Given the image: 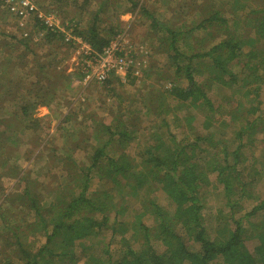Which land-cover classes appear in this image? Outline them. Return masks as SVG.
Masks as SVG:
<instances>
[{
	"label": "trees",
	"instance_id": "1",
	"mask_svg": "<svg viewBox=\"0 0 264 264\" xmlns=\"http://www.w3.org/2000/svg\"><path fill=\"white\" fill-rule=\"evenodd\" d=\"M58 2L63 0H55L52 3L54 8L50 6L49 10L59 11L55 6ZM85 6L87 0L77 2L74 16L81 18L87 9ZM102 8L101 5L93 11L90 25L80 28L76 24L72 29L96 52H102L119 33L112 27L99 26L97 21ZM198 11L199 19H191L184 29L178 25L173 27L170 22L160 23L151 15L150 24L165 33L161 37V46H166L168 64L172 65L175 80L171 81L170 87L162 89L169 101L159 99V105L145 107L147 114L158 122L152 123L153 131L148 132V139L139 153L131 156L127 152L116 154L110 151L113 145L123 148L131 145L130 133L123 124V118L128 115H124L125 108L119 106L120 116H114L109 123L99 124L95 134L97 143L93 145L88 161L80 164L74 159L71 168L61 169L69 179L64 185L69 184L68 195L65 193L61 200L56 198L48 207H42L36 201L37 197L31 196L28 182L24 185V193L16 195V198L31 196L32 220L43 227L47 240L36 250L27 249L16 236L17 232L10 231L13 238L16 236L13 244L20 249L14 254L17 261L9 264H47L48 260L42 263L40 260L46 254L68 260L69 264H264V198H257L252 211L247 213V216L262 213L263 219L254 223L253 232L247 234V238L254 236L259 240L256 253L246 247L244 233L247 230L243 228V218H236L234 211L241 199L252 198V186L256 182L255 179L249 180L244 169L239 167L249 158L244 149L252 146L256 134L264 133V115L260 112L264 48L257 47L264 42V0H205ZM36 20L35 26L44 31L45 25ZM57 32L47 30L45 44L58 37ZM200 46H204L203 49L199 50ZM234 65L240 70L235 71ZM204 70L213 74L212 79L217 83L230 85L237 93L245 90L246 94H242L245 101L228 111H224L222 105H213L206 88L211 79L207 77L206 87L197 79ZM198 102V106L207 105L211 111L207 120L216 123L221 120V124L232 133L228 138L221 136L224 139L219 141L224 145L222 150L212 152L210 157L201 154L209 153V148L217 150V146L210 144L208 136L178 139L170 128L172 119L178 121L191 117L190 111H185ZM35 106L23 103L21 109L32 118L31 111ZM50 109L53 111L55 106ZM72 114L69 111L62 120H70ZM130 118L129 128L138 127ZM39 120L33 122L36 132ZM165 127L166 131H163ZM233 144L236 148L230 151ZM221 152H224L223 157L219 156ZM251 158V167L257 170V176H264L263 170L255 166L254 155L250 162ZM11 160L9 157L1 162L0 176L26 181V170ZM213 173L223 185L226 203L230 205L228 214L218 210L215 226L207 225L204 220L205 201L201 196L204 188L211 184L210 174ZM77 177L81 178L78 192L70 185V179ZM94 185L97 188L92 189ZM141 187L146 190L144 194L139 193ZM157 189L166 194L168 205H162L152 195ZM128 195L140 199V207L129 216L130 219H124L130 207L128 201L122 200ZM235 196L238 199H234ZM55 211L57 214L49 220V213ZM147 214L154 218L152 225L145 222ZM106 230H110L112 236L121 235L123 246L119 255L106 248V256L92 253L83 263L79 261L77 247L81 246L83 251L92 248L95 237ZM61 233L64 237H60ZM77 239L85 240L86 244ZM157 241L165 247L163 251L155 247ZM190 241L197 243L199 249H192ZM51 243L68 249H62L61 255L56 254L49 246Z\"/></svg>",
	"mask_w": 264,
	"mask_h": 264
},
{
	"label": "rangeland",
	"instance_id": "2",
	"mask_svg": "<svg viewBox=\"0 0 264 264\" xmlns=\"http://www.w3.org/2000/svg\"><path fill=\"white\" fill-rule=\"evenodd\" d=\"M83 1L63 0L56 3L55 6L59 10L55 11L59 17L57 22L66 32L58 29L61 32L58 31L56 35L61 39L55 37L48 44H45L44 35L39 36L38 40H33L34 34L39 33L35 18L31 19L30 23L22 24L0 3V164L5 158L12 157L11 163H18L21 169L26 170L27 175V180L22 182L10 176H0V264H9L16 260L14 254L20 249L17 244H13L16 236L20 237L27 249L36 250L46 244L47 237L43 227L34 224L38 222L32 220L31 196L35 195L36 201L42 207H48L49 202L56 198L61 200L65 193L68 195L69 184L64 186L68 177L61 169L71 168L74 159L80 164L88 161L89 154L94 150L93 145L97 143L95 134L97 135L99 124L109 123L114 116H120L119 106L125 108L123 114L128 115L123 118V124L125 123L130 133L131 145L125 148L113 145L110 151L116 154L127 152L131 156L139 153L140 147L148 139V132L153 131L152 123L158 122L147 114L145 107L159 105V99L169 101L162 89L170 87L171 81L175 80L172 65L168 64L166 46H161V37L165 33L150 24L151 15L160 23L170 22L173 27L178 25L177 27L182 26L184 29L191 19H199L198 10L205 0H87V12L85 11L81 18L74 16L77 11L76 3ZM53 2L55 3V0H39V6L48 11V7L54 8ZM101 5L103 8L97 21L99 26L112 27L119 31L117 37L123 36V50L135 61L136 68L125 76L122 73L112 75L110 81H85L81 67L89 58L86 54L87 48L78 42H67L66 35L73 33L85 43L86 41L72 29H75L76 24L80 28L90 25L94 17L93 11ZM203 47L200 46L199 50ZM257 47L264 48V42L259 43ZM136 63L142 65V68ZM233 68L235 71L239 69L236 65ZM212 76L213 74L204 70L197 79L205 87L207 77L211 79L208 80L209 86L206 88L213 105H222L223 110L228 111L245 101L242 96L246 94L245 90L237 93L230 85L217 83ZM122 78H126V82ZM260 99L263 102L260 112L264 115V78L261 82ZM23 103L29 106L37 105L31 111L32 118L24 114L21 109ZM194 105L185 111H190L191 117L178 121L172 119L170 128L177 134L178 139L208 136L210 144L217 146V150L213 147L209 148V153L201 154L210 157L212 152L222 150L224 145L219 141L224 139L221 136L226 138L232 133L228 127L221 124V120L217 123L212 119L207 120V115L211 116L207 105L202 108L198 106L199 102ZM53 106L55 109L52 111L50 107ZM69 111L73 113L71 119L62 120ZM130 117L138 127L129 128ZM38 118L40 120L36 132L33 122ZM163 131H166V127ZM252 142V146L244 149L249 157L248 163L239 164L249 180L256 181L252 186V198L241 199L234 211L236 218H243L242 225L247 230V233H244L246 247L251 253H256L259 240L254 236L247 238V234L253 232L254 223L263 219L262 213L257 212L251 216H247V213L252 211L257 198H264V176H257V170L251 167L253 158L250 162V157L254 155L255 166L263 170L264 175V133L256 134ZM235 148L236 144H233L230 151ZM223 154L224 152H221L219 156L223 157ZM6 172L5 169L4 173ZM80 179H70V185H73L76 192L81 186ZM210 179L211 184L204 188L201 195L205 201L203 215L207 225L215 226L218 223V210L222 209L228 214L230 205L226 203L224 187L218 182L217 174H210ZM27 182L32 191L31 196L16 198V195L24 193L23 188ZM95 188L97 185L92 186V189ZM145 192L141 187L139 193ZM152 195L162 205H168V198L161 189L155 190ZM134 196L128 195L122 200L128 201L130 207L128 213L123 216L124 219L140 207V199ZM234 199H238V196ZM56 214V211L49 213V220ZM144 219L149 225L154 223L151 214L145 215ZM10 231H16L17 235L13 238ZM60 237H64V234L61 233ZM77 240L86 244L85 240ZM94 242L93 247L86 251H83L81 246L77 247L76 258L79 261L83 263L92 253L106 256V248L118 256L123 246L121 235L112 236L110 230L95 237ZM49 246L59 255L62 249H68L64 245L56 246L54 243ZM189 246L199 249V245L193 241H190ZM155 247L159 251L165 249L160 241L155 243ZM40 260L41 263L48 260L47 264L70 263L53 254H46L45 258Z\"/></svg>",
	"mask_w": 264,
	"mask_h": 264
},
{
	"label": "built area",
	"instance_id": "3",
	"mask_svg": "<svg viewBox=\"0 0 264 264\" xmlns=\"http://www.w3.org/2000/svg\"><path fill=\"white\" fill-rule=\"evenodd\" d=\"M0 3H2L22 24L30 23L31 19L37 18L45 25L46 29L34 34L35 37L33 40H38L39 36L43 37L47 30H62L66 32L64 27H61L57 22V20H59L57 13L53 10H49L50 7H48V11L41 9L39 0H0ZM66 40L71 43L78 42L87 48L86 54L89 58L81 67L85 81L105 82L111 78L112 75L122 73L123 76H125L133 72L136 68V66H134L135 61L129 58L125 50H123L124 42L122 35L119 37L116 36L110 45L105 47L102 52L94 51L87 42H82V40L75 37L73 33H68L66 35ZM136 65L139 67L142 66L139 63H136ZM122 80L126 82V78H122Z\"/></svg>",
	"mask_w": 264,
	"mask_h": 264
},
{
	"label": "bare ground",
	"instance_id": "4",
	"mask_svg": "<svg viewBox=\"0 0 264 264\" xmlns=\"http://www.w3.org/2000/svg\"><path fill=\"white\" fill-rule=\"evenodd\" d=\"M198 248V247H197Z\"/></svg>",
	"mask_w": 264,
	"mask_h": 264
}]
</instances>
